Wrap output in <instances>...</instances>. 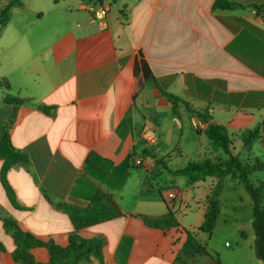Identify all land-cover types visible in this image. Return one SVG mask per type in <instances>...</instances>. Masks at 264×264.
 <instances>
[{
  "label": "crops",
  "instance_id": "obj_1",
  "mask_svg": "<svg viewBox=\"0 0 264 264\" xmlns=\"http://www.w3.org/2000/svg\"><path fill=\"white\" fill-rule=\"evenodd\" d=\"M107 1L110 8L100 25L89 11L93 0H21L23 6L11 9L0 30V144L4 137L29 158V169L16 164L6 174L22 209L11 206L0 183V264H21L13 261L15 245L1 219L11 217L39 241L65 248L74 228L64 208L84 210L99 192L109 195L123 216L77 231L83 239L105 238L102 259L81 264H261L247 193L249 221L238 220L242 202L232 201L227 205L235 218L219 224L223 192L241 184L230 173L220 183L212 233L197 235L206 254L177 260L186 233L203 224L218 179L192 181L170 170L224 157L204 135L206 124L182 106L181 120L172 117L171 105L152 80L139 74L133 86V67L141 52L162 89L193 108L208 109L211 122L239 136L264 119V18L252 8L212 11L214 0ZM4 89L31 101L16 107L3 103L11 95ZM217 109L226 112L224 122ZM186 122L197 140L184 135ZM151 129L157 138L153 146L143 139ZM255 142L264 150L263 137L250 152ZM90 153L111 163L106 174L87 171ZM134 158L141 165L135 166ZM164 189L176 192L172 205ZM168 210L178 227L150 228L140 219ZM229 233L235 235L230 245ZM32 256L39 264L48 261L44 248Z\"/></svg>",
  "mask_w": 264,
  "mask_h": 264
},
{
  "label": "trees",
  "instance_id": "obj_2",
  "mask_svg": "<svg viewBox=\"0 0 264 264\" xmlns=\"http://www.w3.org/2000/svg\"><path fill=\"white\" fill-rule=\"evenodd\" d=\"M92 1V0H82ZM101 3L102 0H93ZM21 0H2L0 1V30L7 26L10 20L11 9L13 7H22ZM245 8H252L258 16L264 18V4L259 5H242L239 3L230 2L228 0H214L212 3V11L215 10H243ZM121 17L124 19L126 14L120 11ZM219 21L227 24L222 18ZM228 25V24H227ZM255 32H259L256 28L247 25ZM141 75L144 80H152L155 87L165 97L167 102L171 105L172 117L175 120H181L180 106L183 111L191 114L197 118L201 123L206 124L204 135L211 143L213 150H220L224 158L210 159L203 158L199 161H188L183 167L170 170L172 174L186 176L192 181L204 180L207 177L218 179L214 190L207 198V209L204 214V222L198 228L197 232H187L186 241L180 251L177 260L189 258L197 254H206L205 248L200 244L197 235L202 232L210 236L214 227L216 218L219 214V206L217 204V193L220 189V183L225 174H232L233 177L243 185L244 190L250 196L252 207V229L255 235L254 250L255 255L261 264H264V206H263V192L264 182L251 180L253 174L264 172V162L260 161L250 152V146L256 139L264 137V119L261 123L252 129L245 131L239 136H231L226 129L211 122L212 117L208 109L193 108L183 98L169 93L159 86L158 78H156L147 62L143 58L141 52L138 53L133 67V86H135V79ZM1 86V82H0ZM135 92V91H134ZM133 93V97H134ZM31 99H22L11 95H5L3 103L13 106H19L30 103ZM49 112L48 109H44ZM199 132L198 129H196ZM241 144V150L247 151L246 158H241L235 152V144ZM0 161L2 165L0 168V183L6 194V197L15 209H22L17 202L15 193L6 179L7 171L16 164L22 165L25 169H29L28 156L19 150L10 146L6 138H2L0 144ZM111 168V163L105 159L100 158L95 153H90L86 158V169L93 173L96 171L100 174H106ZM46 199L51 202L46 196ZM59 208L65 207L63 204H57ZM66 213L72 223L74 232L69 235L68 245L65 248L55 245L53 242H41L35 238L31 233L23 231L17 222L11 217L1 219L6 233L13 239L15 250L12 253L13 261L21 264H39L36 263L32 256V251L37 248H44L48 254V261L45 264H81L89 262L91 257L98 260L102 259V248L105 244L103 236H95L90 239H83L77 231L90 227L92 225L102 223L123 216L119 206L107 194L97 193L92 199L91 206L84 210H70L66 209ZM142 222L150 227L157 229L176 228L179 226L174 213L168 210L167 214L161 217H145L140 216ZM218 264V263H216Z\"/></svg>",
  "mask_w": 264,
  "mask_h": 264
},
{
  "label": "rangeland",
  "instance_id": "obj_3",
  "mask_svg": "<svg viewBox=\"0 0 264 264\" xmlns=\"http://www.w3.org/2000/svg\"><path fill=\"white\" fill-rule=\"evenodd\" d=\"M7 90H9V89H7ZM7 90L4 89V92L10 93L11 95L17 97V95H15L13 92H11L12 91L11 89H10V91H7ZM219 111H222V110L217 109L215 111L216 117H217V119L222 120L224 122L226 120L225 118H227V114L224 111L222 113H220ZM223 115L225 118L223 117ZM184 135L186 137H188V136L192 137L193 135H195L194 131L190 128V126L188 125L187 122L185 123ZM195 137H196V135H195ZM195 139L197 140L198 138L196 137ZM201 152H203V150ZM235 152L238 153L241 158H245V156H246V153L243 150H241L240 143L235 144ZM251 152L254 155H256L260 161L264 162V150L262 149V147L257 142H255L253 144V146L251 147ZM161 179L162 178H160V176H157V177H155L154 181L159 182V180H161ZM251 180L254 182L256 180L264 182V172H258V173L253 174L251 177ZM235 187H238L237 189H235V191H230V189H228L225 192H223V194H222V198L220 199V204H221V208H223V214L221 216L219 224L224 225L223 222L228 223L227 220L229 218L230 219L235 218L234 211H231V206L227 205V204H230L232 201L242 202V205L239 206V210H238V213H239V215H238L239 219L238 220L247 222L250 219L251 211L249 209V206L247 204L245 205L246 199H249V196L246 194V192L243 189L241 184H236V186H234L233 188H235ZM166 191H167L166 189L163 190L164 193ZM164 197L168 201L169 204H171V205L173 204V202L167 198V194H164ZM239 198H243V200H240ZM218 201H219V198H218ZM225 205H227V206H225ZM263 206H264V192H263ZM233 237H235V235L230 234V233H229V235H227V234L225 235V241L228 243V245L232 244V241H233L232 238Z\"/></svg>",
  "mask_w": 264,
  "mask_h": 264
},
{
  "label": "built area",
  "instance_id": "obj_4",
  "mask_svg": "<svg viewBox=\"0 0 264 264\" xmlns=\"http://www.w3.org/2000/svg\"><path fill=\"white\" fill-rule=\"evenodd\" d=\"M94 3H95L94 5L92 3L89 4V11L91 12V18L95 21H98L100 25H103L105 17L110 8V3L107 0H102L101 3L94 1ZM143 139L150 146L156 145L157 143L155 131L152 129L145 131L143 133ZM133 164L135 166H139L141 165V160H139L138 158L136 159L134 158ZM165 194H167V198L172 202L177 198V194L173 189L166 191Z\"/></svg>",
  "mask_w": 264,
  "mask_h": 264
}]
</instances>
